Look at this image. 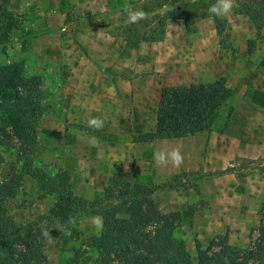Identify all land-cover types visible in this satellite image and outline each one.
<instances>
[{"label": "rangeland", "instance_id": "rangeland-1", "mask_svg": "<svg viewBox=\"0 0 264 264\" xmlns=\"http://www.w3.org/2000/svg\"><path fill=\"white\" fill-rule=\"evenodd\" d=\"M160 1L0 0V68L14 64L23 76L34 77L38 82L37 102L41 107V116L38 119L32 166L49 175L58 170L67 171L72 192L86 200L99 196L106 186L128 187L122 183L87 184L89 175L83 166L79 171V143L91 134V129L81 123L89 116L86 112L88 109H92L95 115L101 113L104 127L95 130L101 140L109 130L106 119L113 116L117 107L125 105L108 102L122 100L120 85L131 87L124 96L125 101L132 102L137 98L149 101L147 114L150 116V106L158 89L150 86L156 82L169 84L165 87L189 85L199 77L197 67L201 62L210 60L207 56L225 51L234 60L239 50L249 51L256 40L264 39V24L258 38L254 37L253 30L248 36L251 23L246 16L237 13V6L227 16L217 17L225 21L222 36L227 45L225 48L219 43L210 17L192 18L189 31L184 30L181 20H164L163 35H167L157 39V22L167 11L184 6L191 14H209L208 9L212 5L211 0H181L164 5ZM191 3V8H188ZM125 6L143 9L147 13L146 18L135 24L128 23ZM144 36L155 41H139ZM223 60L219 56L215 66H223ZM97 73L104 77L103 81L90 83L88 77L93 82ZM150 77L156 82H150L149 91L141 89ZM206 85L214 88L222 83L215 80ZM136 87L138 90L135 91ZM258 108L254 104L246 106L244 101H227L208 131L231 132L246 150V157L238 159L230 167L232 170L217 176L224 185L226 200L235 201L242 207L241 219H234L235 206H227L230 219L226 227H220L217 236L227 233L228 242V233H231L232 239L228 244L242 249L249 243L248 234L250 229L256 227L259 213L264 212V176L254 169L257 165H264V157L251 158L256 148L248 146V119L264 115V108ZM75 140L78 142L74 146ZM257 143L260 149L264 147V138L259 137ZM16 147L17 143L12 147L0 148V186L11 166L15 169L20 167L16 162ZM201 179L197 171L194 175L179 174L177 181L181 185L191 184L199 192ZM0 199L10 220L17 226L46 214L55 202L54 195L40 193L37 183L26 175L17 189L3 193L0 187ZM162 200L161 197L156 199L157 208ZM202 201L198 200L195 206H203ZM160 212L163 213V209ZM92 216L96 215L88 210L80 211L72 219L73 222L66 225L51 217L46 231L48 236H44V264H65L73 255L72 249L77 248L83 251L79 264L95 263L97 253L88 246L89 238L98 233L89 221ZM194 240L193 235V240L187 245L191 247L188 251L191 263L209 264L205 256L195 252ZM199 244L200 249L208 245Z\"/></svg>", "mask_w": 264, "mask_h": 264}, {"label": "trees", "instance_id": "trees-1", "mask_svg": "<svg viewBox=\"0 0 264 264\" xmlns=\"http://www.w3.org/2000/svg\"><path fill=\"white\" fill-rule=\"evenodd\" d=\"M179 1L161 0L160 4ZM213 3L215 0H211ZM236 6L238 14L250 20L258 38L264 24V0H236ZM188 11L184 6L167 11L157 22V39L163 35L164 20H181L184 30L189 31L192 18L210 17L220 45L227 47L222 37L223 20L210 13L191 14ZM139 41L155 39L144 36ZM37 86L36 78L23 76L14 64L0 68V148L17 143L16 162L20 164L18 169L10 167L0 187L3 193L17 189L26 175L37 183L40 193L54 195L55 202L46 214L17 226L10 220L0 199V264H44L43 233L49 227V219L52 217L66 225L69 218L73 219L83 210L102 216L104 222L103 230L88 241V246L98 256L93 264H192L184 241L173 236V231L180 225L179 213H162L152 200L155 192L177 186L178 176L165 184L141 189L106 186L99 196L86 200L72 192L67 171L59 170L49 175L32 166L41 116ZM231 95L232 90L223 85L214 88L206 84L163 87L159 91L154 130L132 136V141L177 139L208 132ZM254 169L264 176V165H257ZM248 240L244 249L230 246L224 233L212 239L204 249H200L195 239L194 249L197 255L205 256L209 264H264V212L259 213L258 223L250 229ZM72 253L65 264H79L83 251L77 248L72 249Z\"/></svg>", "mask_w": 264, "mask_h": 264}, {"label": "crops", "instance_id": "crops-1", "mask_svg": "<svg viewBox=\"0 0 264 264\" xmlns=\"http://www.w3.org/2000/svg\"><path fill=\"white\" fill-rule=\"evenodd\" d=\"M250 26L248 36L251 30L254 32V28L251 27L250 29ZM165 34L163 35L164 38L167 35ZM219 56L224 59L223 66H215ZM207 57L210 60L201 62L200 66L197 67L200 70V74H197L199 77H196L195 82L190 84H206L216 80L221 82L224 87L232 90V95L228 101H244L246 106L254 104L256 107L264 108V39L256 40L249 51L239 50L234 60L225 51ZM88 78L90 83H100L104 77L97 73L93 82L90 77ZM150 82H156V80L151 77L148 78L144 88L141 89L149 91ZM132 84L135 83L132 82ZM167 85L169 84L156 82L154 86H150L152 88L158 87L155 100L150 106V116L147 114L149 101L141 98L132 102L125 101L124 96L129 93L131 87L125 84L120 85L122 100L117 99L108 102L116 105L124 103L125 105L117 107L113 116L106 119L109 130L104 133L101 140L97 137L98 133L96 132L98 131L88 127L91 129V134L81 144L79 143L80 158L77 160V164L80 166V172L83 166L89 175L87 184L105 182L107 185H116L122 183L130 188L159 186L171 181L179 174L194 175L199 171L202 178L199 182V192L196 191V187L193 189L191 184L181 185L177 181L178 184L174 188L157 191L152 196L154 202L158 197L163 199L158 202V209H163V213H179L180 225L173 231V236L184 241L186 250L189 251L191 247L187 245L193 240V235L199 243L208 244L213 237L220 234V227H226L227 220L230 219L227 210L228 205L235 206L236 215L232 217L241 219L242 207L235 201L226 200L224 185L220 183L217 176L226 173V170H230V167L234 166L233 164L238 159L246 157V150L231 132H200L184 138L133 142L132 136L154 130L159 91ZM113 88L112 86L111 90ZM136 90H138L137 87ZM86 112L89 116L81 121L86 126H88L90 119L101 116V113L98 114V112L95 115L92 109H88ZM248 124V131L250 132L248 146L249 148H256L250 157H264V147L260 149L257 143L259 137L264 138V115L250 117ZM254 124L257 126L252 127ZM231 131L233 132V130ZM60 136L62 138L63 132L60 133ZM77 142L75 140L71 144L73 143L75 146ZM162 148H179L184 156V163L179 168H174L171 165L157 166L154 153ZM98 166L100 167L99 170L97 169ZM220 171L226 172L219 173ZM215 172L217 173L209 175ZM198 200H203V206H195ZM191 207H193L192 210H190ZM231 237V233H228V242H231Z\"/></svg>", "mask_w": 264, "mask_h": 264}, {"label": "clouds", "instance_id": "clouds-1", "mask_svg": "<svg viewBox=\"0 0 264 264\" xmlns=\"http://www.w3.org/2000/svg\"><path fill=\"white\" fill-rule=\"evenodd\" d=\"M235 6L236 0H215V3L209 7L208 11L213 17L227 16ZM124 11L127 15V22L132 24L138 23L147 16L143 9H131L130 6H125ZM88 127L97 130L102 129L104 121L101 118H92L88 121ZM154 160L157 166L166 167L171 165L174 168H179L184 163V156L179 148H162L154 153ZM89 221L96 230H103L104 222L102 216H92ZM72 222V218H69L68 223L71 224ZM43 235L48 236V233L44 232Z\"/></svg>", "mask_w": 264, "mask_h": 264}]
</instances>
